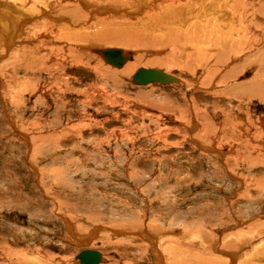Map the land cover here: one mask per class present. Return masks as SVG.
I'll return each instance as SVG.
<instances>
[{"label":"rangeland","instance_id":"1","mask_svg":"<svg viewBox=\"0 0 264 264\" xmlns=\"http://www.w3.org/2000/svg\"><path fill=\"white\" fill-rule=\"evenodd\" d=\"M52 1L0 4L33 18ZM62 3L54 18L71 21L94 46L138 51L134 44L95 42L100 25L90 11L75 0ZM91 12L108 22L116 17ZM263 17L256 30L262 42L252 48L248 41L237 51L190 55L173 54L172 44L164 51L146 46L137 69L179 80L146 86L135 85L124 67L80 52L83 44L63 40L66 27L49 19L50 26L33 21L21 33L12 23V48L0 29V264H79L87 250L102 254L100 264H155L151 241L157 239L163 264L173 249L202 254L199 243L217 246L216 256L228 254V242L242 241L245 258L261 244L264 249V96L249 93L264 66ZM3 23L1 17L2 29ZM248 31L238 22L225 33ZM22 46L26 53L18 51ZM64 221L78 242L67 239Z\"/></svg>","mask_w":264,"mask_h":264},{"label":"bare ground","instance_id":"2","mask_svg":"<svg viewBox=\"0 0 264 264\" xmlns=\"http://www.w3.org/2000/svg\"><path fill=\"white\" fill-rule=\"evenodd\" d=\"M34 1H36V0H34ZM63 1L57 0V2L55 4H54L55 1H52L53 4L50 5L52 7H49V8L47 7L48 9H46V10H43V9L41 10L39 8L41 11H38V13L37 12L36 13L34 12V13L37 16L41 15V17L38 18L37 16H35L36 19H33L35 17H33L32 14H31V16L33 18H30V16H29L30 12L29 11H28L29 15L27 14V17L24 16L20 12L23 15V17H22V15L18 13L17 9H15L16 7L11 9L10 3H9L10 5L7 3L0 4V10H1L0 14L3 15V16H0V18L2 17V22H4L2 24L3 29L0 27V29L2 30V33H3V34H1V35H3L1 37V40L4 41L6 44H8L9 42H10L9 45L13 44L14 41L9 39V38H11V34L13 32L12 26H11L12 23H16V25L19 27L18 32L21 33V31L24 30V28L26 26L31 25L34 27L36 25V23H39L41 20H43L42 24H44V22H45L47 25H49V23H48V19H49L50 22L53 24V26H54V22H56L57 25H59L61 27L63 26V29H64V26L66 27V30H64V31L67 32V35L61 34V37L63 38V40H64V38H66V39H69L70 42L83 44L82 46H79L80 52H82V51L84 53L87 52L90 54L89 56L96 57L99 60V62H103L104 64H107L110 66L111 64H109L104 59V57L101 55V52L103 50H113V49H110V48L102 49V48H99L97 46H94L95 43H92L93 41H90L85 35L78 34L76 31H74V28H73L71 21L66 22L65 20H61V18L60 19L54 18V14H55L54 11H55L56 7L57 6L58 7L64 6V4L62 3ZM258 1L259 0H75V3L79 4L83 9L90 11L89 14L91 16V19L95 20V27L97 25H100V27H98L99 30L97 31L96 37L93 38L95 40V42H101V41L105 42L106 41V42H113L114 44L117 42H121V44L125 45V46L132 45V44L136 45V48L138 49L137 52L129 50V49H125V48H121V49L117 48L118 50H121L123 55L126 57V63L123 66L124 69L122 70V72H123V74H126V75L132 74L131 78L133 80V76L138 72L137 68L142 66V62L144 60V55L146 54L144 52H147L145 47L148 45L163 47V46L172 44L174 46V48L172 49L173 54L174 53H181L182 50H184L185 52H188L190 55H192L194 53H198V52H201L203 54H207L206 51H213L214 54H216V52L222 53V52H224V50H227V48L229 50L232 49V51H233V49H235V51H237L238 49H241L242 47L247 46L248 41H250V43L252 44L251 48L258 45V43L262 42L263 37L259 33H256V30L261 28V24L263 25V23L260 22L261 21L260 17L262 15H264V14H262L263 12L261 13V11H264L262 8L263 3L261 4V6L259 8ZM17 5H15V6H17ZM41 7H44V6H41ZM61 8H63V7H61ZM91 11H94L95 13L98 11H101V12L103 11L104 13L110 14L112 16H116L117 18L114 17L112 19V21L108 22L107 17H105V14H103V16H100V17L96 16V18H95L93 16L95 14L92 15ZM11 12L14 14H17V16L14 17V14H12ZM119 12H124V15L119 13ZM10 13L12 15L7 16ZM57 13H59V12H57ZM258 13H260L261 15ZM75 16H79V14H76ZM237 16H239V21H237ZM8 17H9V19L12 18L13 22L12 21L10 22V20L7 19ZM24 17H25V20L23 19ZM63 18H64V16H63ZM77 18H79V17H77ZM118 18H119V20H118ZM126 19H128V20H126ZM33 21H35L36 23H33ZM63 21H65L66 23H70L72 25V27L68 26ZM263 21H264V19H263ZM89 22L90 21L83 19L81 21V24L86 26V25H88ZM238 22H240L242 24V27H243V29H245V31L249 30L248 33H243L242 36L241 35H234V36L226 35V33H225L226 26H229L233 32L234 29L236 28ZM62 23H64V24H62ZM77 24H80V22L78 21ZM111 25L123 26V27L120 31H112V29L109 30V27H112ZM39 30H41V29H39ZM183 30L187 34L183 33L182 32ZM47 31H48V29H47ZM69 31H74L75 34L68 33ZM164 32H165V35H163ZM249 33H251V35H252L251 36L252 38H250V39L248 38ZM22 37H23V35H22ZM246 38H248V39L246 41H244ZM21 41L23 43L26 42V40L23 41V39H21ZM84 44H86L87 46L86 45L84 46ZM9 48H12V45ZM164 48L165 47H163L160 50L164 51L165 50ZM26 49L23 48V46H22L21 49L18 48V51L23 52V53L25 51V53H26V51H27ZM149 49H151V48H149ZM195 49H197V51H195ZM28 50H29V48H28ZM72 51H73V49H72ZM78 51H79V49H78ZM161 51H158V52H161ZM227 52H228V50H227ZM212 55H213V53H212ZM236 56H238V53L236 54ZM85 57H87V56H85ZM238 58H239V56H238ZM34 63H36V62H34ZM223 63H224L223 65L226 66L225 62H223ZM214 65H218V64H214ZM210 66L212 67V65H210ZM210 66H208V67H210ZM111 67H112V65H111ZM21 68H23V67H21ZM114 68H116V67H114ZM215 68H218V67L216 66ZM228 68H229V66H228ZM118 69H120V68H118ZM141 69H144V67ZM145 69L146 70H156L155 68H153V69L152 68L151 69L145 68ZM224 69H225V67H224ZM135 70H136V72H134ZM232 70H234V69H232ZM27 71L30 72L31 69L29 68V69H27ZM159 71H163V70H159ZM163 72L166 73L167 75H169L168 72H165V71H163ZM220 74H221V72H220ZM234 75H235V73H234ZM257 75L261 77L260 82L255 83L256 85L258 84L257 87L251 89V91L249 93H250V95H261V97H263L264 96V66L259 67V69L257 71ZM169 76L177 78L173 75H169ZM237 77H238V75H237ZM178 81L174 82V83H178ZM254 82H256V81L254 80ZM0 84H1V79H0ZM151 84H157V83H149L147 85H151ZM169 84H172V83H169ZM165 85H167V84H165ZM14 86H15V84H14ZM137 86H139V85H137ZM141 86H146V85H141ZM20 93L21 92L19 89L18 94H20ZM64 222L67 226V227H65L66 228V234L68 235L67 239H70L71 241H74V242H78V240L76 239V237H78V236H74V235H76L74 233V227L70 223H68L67 221H64ZM161 229H162V227H161ZM141 231H143V230L141 229ZM162 231H163V229H162ZM111 232H112V230H111ZM112 233H115V232H112ZM115 234H117V233H115ZM157 234H160V233H157ZM77 235H78V232H77ZM178 236H180V235H178ZM128 238H130V237H128ZM176 238L174 236V240H173L174 242H175V240L177 241ZM125 239L127 240V238H125ZM87 240H88V238H87ZM79 241H80V239H79ZM156 241H154V242L151 241L152 242L151 245H152V248L154 251V260L156 261L157 264H163L164 257L162 255V253L159 251L158 246L156 244ZM167 241H169V243H170V240H167ZM263 242H264V240H263ZM263 242H261V243H263ZM80 243H84V241L81 240ZM228 243H230L228 246V251H229L228 254L225 251L217 250L221 254V256H216L213 254V251H215L214 249L217 246L214 247L213 245H210L208 248H205V247H203V244L199 243L196 245L203 248V250H201L202 248L200 249L202 251V254H200V253L197 254V252H195V253L193 252V254L189 253V256H188L185 253L182 254L183 251H180L181 248H180V250L173 249L174 251L170 252L168 254L169 256L167 255L168 257H166V260H169L167 262L168 264L169 263L170 264H264V249H261V247L263 248L262 244L259 247H257L256 249L254 248V250H255L254 255H250L249 258H245L244 254L240 253V251L242 250V247L244 246V243L242 241H240L239 244H236V243L233 244L232 242H228ZM178 244L179 243L176 242L177 246H178ZM193 245H194V243H193ZM161 247L162 246L160 244V248ZM170 247L173 248L175 246H170ZM182 248H185V247L183 246ZM162 249L164 250V248H162ZM200 250H198V252ZM193 251H194V249H193ZM168 252H169V250H168ZM186 252H188V250ZM152 261H153V259H152Z\"/></svg>","mask_w":264,"mask_h":264},{"label":"water","instance_id":"3","mask_svg":"<svg viewBox=\"0 0 264 264\" xmlns=\"http://www.w3.org/2000/svg\"><path fill=\"white\" fill-rule=\"evenodd\" d=\"M101 55L109 64L116 68H122L126 63V57L123 55L122 51L118 49L103 50ZM177 81V78L169 76L159 70L139 69L133 76V83L140 86L149 83L165 85ZM76 260H79V264H100L102 261V254L99 251L87 250L78 255Z\"/></svg>","mask_w":264,"mask_h":264}]
</instances>
